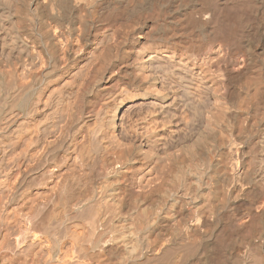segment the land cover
<instances>
[{
  "label": "bare ground",
  "instance_id": "6f19581e",
  "mask_svg": "<svg viewBox=\"0 0 264 264\" xmlns=\"http://www.w3.org/2000/svg\"><path fill=\"white\" fill-rule=\"evenodd\" d=\"M0 264H264V0H0Z\"/></svg>",
  "mask_w": 264,
  "mask_h": 264
}]
</instances>
